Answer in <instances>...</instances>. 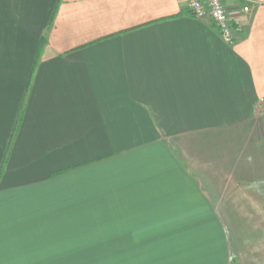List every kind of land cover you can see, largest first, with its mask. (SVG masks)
<instances>
[{
    "label": "crops",
    "instance_id": "obj_1",
    "mask_svg": "<svg viewBox=\"0 0 264 264\" xmlns=\"http://www.w3.org/2000/svg\"><path fill=\"white\" fill-rule=\"evenodd\" d=\"M224 3L233 44L186 0H0V264H264V0Z\"/></svg>",
    "mask_w": 264,
    "mask_h": 264
},
{
    "label": "built area",
    "instance_id": "obj_2",
    "mask_svg": "<svg viewBox=\"0 0 264 264\" xmlns=\"http://www.w3.org/2000/svg\"><path fill=\"white\" fill-rule=\"evenodd\" d=\"M186 6L195 18L210 20L226 43L235 42L236 31L224 0H186ZM244 10L248 11V8Z\"/></svg>",
    "mask_w": 264,
    "mask_h": 264
}]
</instances>
